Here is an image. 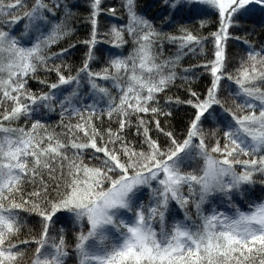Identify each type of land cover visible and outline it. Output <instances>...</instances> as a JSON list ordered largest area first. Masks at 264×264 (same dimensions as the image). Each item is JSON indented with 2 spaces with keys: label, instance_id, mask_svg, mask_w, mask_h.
Returning a JSON list of instances; mask_svg holds the SVG:
<instances>
[{
  "label": "snow or ice",
  "instance_id": "1",
  "mask_svg": "<svg viewBox=\"0 0 264 264\" xmlns=\"http://www.w3.org/2000/svg\"><path fill=\"white\" fill-rule=\"evenodd\" d=\"M0 264H264V0H0Z\"/></svg>",
  "mask_w": 264,
  "mask_h": 264
},
{
  "label": "trees",
  "instance_id": "2",
  "mask_svg": "<svg viewBox=\"0 0 264 264\" xmlns=\"http://www.w3.org/2000/svg\"><path fill=\"white\" fill-rule=\"evenodd\" d=\"M141 3L143 4L144 3V0H141Z\"/></svg>",
  "mask_w": 264,
  "mask_h": 264
}]
</instances>
